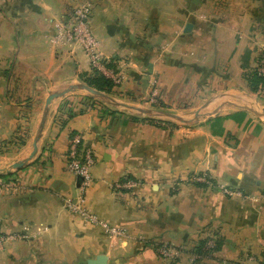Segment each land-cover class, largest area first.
Instances as JSON below:
<instances>
[{
  "label": "crops",
  "instance_id": "0c3cea01",
  "mask_svg": "<svg viewBox=\"0 0 264 264\" xmlns=\"http://www.w3.org/2000/svg\"><path fill=\"white\" fill-rule=\"evenodd\" d=\"M87 2L90 27L110 60L106 77L120 80L114 96L191 116L207 101L200 100L204 92L231 90L235 79L226 73L239 71L244 31L252 30L248 12L264 6V0H0V164L29 155L49 91L92 75L79 48L52 40L55 22ZM187 24L192 29L184 33ZM154 88L156 102H146ZM84 97L53 101L36 156L0 174L7 175L0 177V264H86L100 255L106 264H163L157 251L164 244L176 264H250L262 253V120L232 105L193 126L118 109L101 117V107ZM66 102L83 111L57 134L54 117ZM73 135L94 160L86 207L124 237L109 238L68 212L66 202L80 191L66 170ZM127 178L138 187L116 189ZM202 242L204 255L196 253Z\"/></svg>",
  "mask_w": 264,
  "mask_h": 264
},
{
  "label": "built area",
  "instance_id": "2783aa9c",
  "mask_svg": "<svg viewBox=\"0 0 264 264\" xmlns=\"http://www.w3.org/2000/svg\"><path fill=\"white\" fill-rule=\"evenodd\" d=\"M91 4L89 2L83 3L73 8L64 21L56 22L54 24L53 43L57 46L75 45L81 53L85 56L92 69L106 77V67L110 62L104 57L100 51V42L93 34L90 27ZM107 78V77H106ZM112 83L118 85L119 78H112ZM157 90L152 89L150 96V103H155L157 99ZM81 137L73 135L69 141V147L66 158V170L75 178H81L79 186V194L74 201L66 202L68 212L74 216L84 220L87 224L100 228L109 238L124 237L125 232L121 228L110 226L103 220L99 219L95 214L90 212L86 207L85 190L91 182V167L93 166L92 152L88 149H82ZM138 187V182L125 179L116 185V189L131 190ZM231 194L229 191H225ZM4 242V237L0 235V244ZM158 255L164 264H176V253L166 244L158 248ZM264 264V250L262 254L254 261L250 259L252 264Z\"/></svg>",
  "mask_w": 264,
  "mask_h": 264
},
{
  "label": "rangeland",
  "instance_id": "374dc122",
  "mask_svg": "<svg viewBox=\"0 0 264 264\" xmlns=\"http://www.w3.org/2000/svg\"><path fill=\"white\" fill-rule=\"evenodd\" d=\"M255 7L256 8H254V9L251 8L252 11L250 10L248 12V14L250 13L249 16H251V20L250 21L249 20H246V22H245L246 24H250V26H252V28H249V30L250 29H252V30L249 31V33L244 31L243 37L244 36L246 37V43L247 44H246V48L244 47V49L241 50V57H240V61H239V71L237 70V68H234L233 70L232 69L231 70H228L227 73H226L228 75V77L234 78L235 79V82H233L232 84H230L229 87H230L231 90H225L223 92H220L222 94H225V93L226 94H231L235 98H222V99H219V100L218 99L215 100L207 108V110L203 113L202 117L209 116L211 114L212 115L213 114L215 115L223 107L224 108L229 107L228 104H227V102L232 103L233 104L232 106L242 107V108L250 111L248 107H246L245 105L242 104V102L246 100L244 98V96H246L248 98V100H250L252 102V105L257 110L260 111V110L264 109V89H258L256 92H252L250 90V88H249L248 81L246 80V78H248L252 74V72L255 71V70L259 74L264 75V6L263 7L262 6H255ZM259 14L261 15L262 18H258V15ZM256 19H258V20H256ZM199 20L200 21H203L204 18L202 17ZM212 21H216V19L215 20H212ZM212 21H210V23ZM58 22H60V21H58ZM237 22H239V20H237ZM241 25L242 26L244 25V23L242 21H241ZM222 29H223V27H222ZM72 46H75V45H72ZM72 46L63 45V47H72ZM59 47L61 48L62 46H59ZM224 61H226V60H224ZM223 65H225V64H223ZM221 68H223V66H221ZM78 83H83V82H78ZM216 83H220V82L217 81ZM77 93L86 95L83 92H75V93H70V94L66 95V97L64 96L62 98H65L66 99L67 96H69V95L70 96H73V94H77ZM217 94H219V93H216V88H214L212 90L209 89L208 92H204L203 93V96L200 98V100L203 101V102H205L206 100H209V98L214 97V96H217ZM109 96L111 98L115 99L118 102H123V103L130 104V105H134V106H137V107L146 108V106H144L143 104H133L131 102H125L123 100H120L119 98L115 97L114 95H109ZM57 100H60V99H57ZM147 101H149V100H146V102ZM106 106H108V105H106ZM215 106H220V108L218 110H216V109H214ZM108 107L109 108H112L110 106H108ZM147 108H148V106H147ZM163 111L170 112V113H173V114L182 116V117H184L186 119H191L192 118L191 114H178V113H175V112L170 111V110H163ZM122 112H126V111H122ZM126 113H128V112H126ZM132 115H135V114H132ZM136 116H139V115H136ZM159 120L160 121H163V123H165L166 125L167 124H171V123H175L177 125L178 124L179 125H183V124H181L179 122H174V121L171 122V121H169V123H168L167 120H163V119H159ZM10 164H11L10 162H5L3 164H0V169H5ZM2 174H6V173L3 172ZM260 255L257 256V257H253L252 259L254 261H257V259L260 257ZM163 264H164V262H163ZM252 264H253V261H252Z\"/></svg>",
  "mask_w": 264,
  "mask_h": 264
},
{
  "label": "water",
  "instance_id": "95a60500",
  "mask_svg": "<svg viewBox=\"0 0 264 264\" xmlns=\"http://www.w3.org/2000/svg\"><path fill=\"white\" fill-rule=\"evenodd\" d=\"M192 26L190 24H187L184 28V33H188L190 32ZM75 92H83L85 93L87 96L102 102L114 109H118V110H122V111H126L130 114H135V115H139V116H144V117H149V118H158V119H163V120H167V121H174V122H179L183 125L186 126H193L195 125L198 120L200 119V117L203 115V113L205 112L206 108L215 100L219 99V98H235L234 96H232L231 94H219L209 100H207L203 105H201L194 113L191 119H186L182 116L170 113V112H166L163 110H157V109H151V108H142V107H137L134 105H130V104H126L123 102H118L115 99L111 98L109 95L104 94L102 92H99L91 87H89L88 85L84 84V83H75V84H70L67 85L65 87L56 89V90H52L48 92L47 97L45 98L44 101V107H43V111H42V116L40 119V122L38 124L34 139L32 141L31 144V151L29 153V155L20 161H16V162H12L7 168L5 169H0V174H2L3 172L5 173H10V172H14V171H19L21 169H23L25 166H27L32 160L33 158L36 156L37 152H38V144L39 141L42 137V133L48 118V114H49V108L50 105L52 104L53 101L57 100V99H61L62 97L70 94V93H75ZM244 98L246 99L245 101L242 102L243 105H245L246 107L249 108L250 112H252L254 115H256L260 120H262L264 122V109L262 110H257L253 105L252 102L250 100H248V98L246 96H244ZM228 105H233L230 102H227ZM78 180V186H80L81 183V178H77ZM86 264H106V257L103 255L97 256L94 260H88L86 262Z\"/></svg>",
  "mask_w": 264,
  "mask_h": 264
},
{
  "label": "trees",
  "instance_id": "16d2710c",
  "mask_svg": "<svg viewBox=\"0 0 264 264\" xmlns=\"http://www.w3.org/2000/svg\"><path fill=\"white\" fill-rule=\"evenodd\" d=\"M246 80L248 81L249 88L252 92H256L258 89H264V75L259 74L256 70L253 71L252 74L248 78H246ZM82 82L99 92H102L107 95H114V92L112 91L114 87L112 81L106 78L101 73H99L97 70H92V75L83 78ZM84 99L87 101H92L93 105L97 104L101 107L99 112L101 117L103 116L110 117L118 113V110L114 108H109L102 102H99L89 96L84 97ZM82 111L83 110L77 108L73 102H66L60 105L53 121V128L56 131V133L59 134L63 129H65L67 127V124L73 118H75L79 114H82ZM144 119H156V118L144 117ZM5 176L7 175H0V177H5ZM203 246H204V242H202L196 248V253L200 255H204V252L202 251ZM216 246L217 248L219 247V242H216Z\"/></svg>",
  "mask_w": 264,
  "mask_h": 264
}]
</instances>
